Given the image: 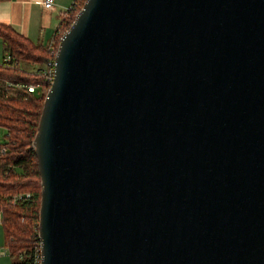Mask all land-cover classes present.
Returning a JSON list of instances; mask_svg holds the SVG:
<instances>
[{
  "label": "water",
  "instance_id": "95a60500",
  "mask_svg": "<svg viewBox=\"0 0 264 264\" xmlns=\"http://www.w3.org/2000/svg\"><path fill=\"white\" fill-rule=\"evenodd\" d=\"M53 60L39 264H264V0H84Z\"/></svg>",
  "mask_w": 264,
  "mask_h": 264
},
{
  "label": "trees",
  "instance_id": "16d2710c",
  "mask_svg": "<svg viewBox=\"0 0 264 264\" xmlns=\"http://www.w3.org/2000/svg\"><path fill=\"white\" fill-rule=\"evenodd\" d=\"M83 2L77 0L75 7L62 15L55 30V44ZM0 40L4 56H9L0 62V128L4 130L0 142L3 244L10 264H38L40 180L32 141L49 85L39 72L51 55L48 48L29 41L9 25L0 24ZM30 84L34 86L32 92L26 89Z\"/></svg>",
  "mask_w": 264,
  "mask_h": 264
},
{
  "label": "crops",
  "instance_id": "0c3cea01",
  "mask_svg": "<svg viewBox=\"0 0 264 264\" xmlns=\"http://www.w3.org/2000/svg\"><path fill=\"white\" fill-rule=\"evenodd\" d=\"M72 2L73 0H53V7L47 9L41 5V0H0V24L9 25L29 41L48 48L52 40L55 41V30ZM3 58L0 40V62ZM0 264H10V257L3 244L1 214Z\"/></svg>",
  "mask_w": 264,
  "mask_h": 264
},
{
  "label": "built area",
  "instance_id": "2783aa9c",
  "mask_svg": "<svg viewBox=\"0 0 264 264\" xmlns=\"http://www.w3.org/2000/svg\"><path fill=\"white\" fill-rule=\"evenodd\" d=\"M76 2L77 0H73V2L71 3V5L68 7L67 10L69 9H72L75 7L76 5ZM41 5L44 7V8H52L53 7V0H41ZM52 44L48 47V50H49V53H50V58L48 59V61L45 63V65L43 66L42 70L39 72L41 73V75H43L45 77V79L50 83L52 77H53V72H54V55H55V52H56V47H57V44H55V41L52 40L51 42ZM9 59V56L8 55H5L3 60L6 61ZM26 89L30 92L33 91L34 89V86L33 85H27L26 86ZM2 151V150H1ZM38 264H39V261H38Z\"/></svg>",
  "mask_w": 264,
  "mask_h": 264
},
{
  "label": "rangeland",
  "instance_id": "374dc122",
  "mask_svg": "<svg viewBox=\"0 0 264 264\" xmlns=\"http://www.w3.org/2000/svg\"><path fill=\"white\" fill-rule=\"evenodd\" d=\"M3 134H4V130L2 128H0V142L3 140Z\"/></svg>",
  "mask_w": 264,
  "mask_h": 264
}]
</instances>
